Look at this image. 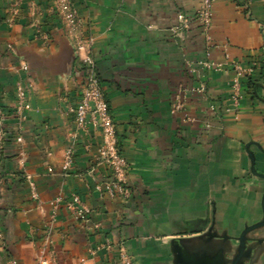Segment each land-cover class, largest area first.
<instances>
[{"label": "crops", "instance_id": "crops-1", "mask_svg": "<svg viewBox=\"0 0 264 264\" xmlns=\"http://www.w3.org/2000/svg\"><path fill=\"white\" fill-rule=\"evenodd\" d=\"M72 2L91 37L79 54L100 77L132 194L108 196L110 171L95 161L99 136L74 128L69 108L84 65L51 0H0L8 127L0 145V264H125L122 254L129 264H172L173 241L229 261L234 238L262 219L264 180L250 172L246 145L264 175V0H213L209 43L194 18L199 0ZM226 57L253 69L239 78L238 101ZM206 61L222 69H206ZM20 83L29 110L17 130L10 112ZM177 96L183 109L174 112ZM68 147L73 166L64 177ZM60 194L79 195L89 220L53 204ZM248 236L241 264H264V226Z\"/></svg>", "mask_w": 264, "mask_h": 264}, {"label": "built area", "instance_id": "built-area-1", "mask_svg": "<svg viewBox=\"0 0 264 264\" xmlns=\"http://www.w3.org/2000/svg\"><path fill=\"white\" fill-rule=\"evenodd\" d=\"M212 1L199 0L198 7L195 10L194 18L197 21L201 33L207 43H209V30L212 17ZM52 10L62 26L68 40L73 44L79 58L83 61L84 72L82 82L79 85L75 102L69 108L72 122L76 131H92L99 136L97 144V153L95 161L103 163L110 171V180L105 184L106 193L109 197H121L124 200L130 198L132 192L126 182L127 162L121 156L118 148V138L116 134L115 124L112 120L109 106L105 94L101 88L100 77L94 67V64L88 54L84 57L80 56V52H87L91 45V37L88 29L83 26L76 7L72 0H51ZM179 23L187 26V19L183 14H178ZM208 55V54H207ZM227 64L231 66L234 72L231 87L234 91V100L238 101L241 97L239 94L240 83L239 78L247 77L252 73V67L243 68L236 62H229L226 57ZM202 66L209 70H220L222 64H214L206 61ZM21 70L27 71L26 63L21 64ZM183 104L179 96L176 97L172 110L174 112L181 111ZM211 110L213 106H210ZM29 110L27 89L21 83L17 85L11 105V116L15 120L16 129L20 130L25 121V113ZM8 134L5 114L0 107V145L5 141ZM15 142L20 145L22 136L15 134ZM73 149L68 147L63 154V162L61 172L66 177L73 166ZM31 196L36 198V190L33 183H29ZM63 202L65 209L72 217L79 222H87L89 220L87 209L77 194H72L70 200H65L60 194L53 204L57 205ZM122 260L125 264H129V260L125 254H122ZM11 264H15L11 262Z\"/></svg>", "mask_w": 264, "mask_h": 264}, {"label": "water", "instance_id": "water-1", "mask_svg": "<svg viewBox=\"0 0 264 264\" xmlns=\"http://www.w3.org/2000/svg\"><path fill=\"white\" fill-rule=\"evenodd\" d=\"M246 149L250 160V172L252 175L264 180V175L258 173L255 169V157L254 154L248 150V145H246ZM261 209V221L253 225L246 226L240 235L234 238L237 244V255H233L229 261H224L219 257V254H216L215 252L210 255L213 256V259H211L209 257L210 252L203 247L201 248V246H184L179 243L180 241H173V244L171 245L173 253L172 264H241L242 260L247 258L250 254V249L247 247L249 233L264 226V192L261 197ZM208 238L212 239V235L210 233ZM222 239L228 240L229 237L223 236Z\"/></svg>", "mask_w": 264, "mask_h": 264}, {"label": "flooded vegetation", "instance_id": "flooded-vegetation-1", "mask_svg": "<svg viewBox=\"0 0 264 264\" xmlns=\"http://www.w3.org/2000/svg\"><path fill=\"white\" fill-rule=\"evenodd\" d=\"M247 248V247H246ZM234 256L237 255V246H236V250H234Z\"/></svg>", "mask_w": 264, "mask_h": 264}, {"label": "trees", "instance_id": "trees-1", "mask_svg": "<svg viewBox=\"0 0 264 264\" xmlns=\"http://www.w3.org/2000/svg\"><path fill=\"white\" fill-rule=\"evenodd\" d=\"M81 70H84V67H81Z\"/></svg>", "mask_w": 264, "mask_h": 264}]
</instances>
